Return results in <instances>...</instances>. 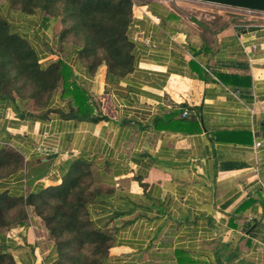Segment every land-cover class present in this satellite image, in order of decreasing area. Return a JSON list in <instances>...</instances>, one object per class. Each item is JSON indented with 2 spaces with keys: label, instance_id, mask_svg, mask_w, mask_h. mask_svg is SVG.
Masks as SVG:
<instances>
[{
  "label": "crops",
  "instance_id": "crops-1",
  "mask_svg": "<svg viewBox=\"0 0 264 264\" xmlns=\"http://www.w3.org/2000/svg\"><path fill=\"white\" fill-rule=\"evenodd\" d=\"M133 16L136 63L123 76L105 64L91 72L80 46L56 40L90 95V115L22 119L0 106V142L34 171L50 166L30 187L25 170L2 179L0 192L60 184L86 160L96 193L89 208L112 234L105 264H181L178 251L192 259L184 264H264V22L241 18L217 30L169 0H133ZM24 19L31 24L20 31L42 61L56 59L44 40L55 21L42 29L38 14ZM28 213L6 231L16 263L60 264L44 221Z\"/></svg>",
  "mask_w": 264,
  "mask_h": 264
},
{
  "label": "trees",
  "instance_id": "trees-1",
  "mask_svg": "<svg viewBox=\"0 0 264 264\" xmlns=\"http://www.w3.org/2000/svg\"><path fill=\"white\" fill-rule=\"evenodd\" d=\"M11 2L17 6L16 13L22 19L24 15L38 14L42 29L50 28L61 17L65 27L59 40L70 39L80 46L79 58L91 72L101 64L107 65L109 74L117 76L134 69L136 41L129 34L134 21L133 0ZM16 13L11 12L9 18L0 8V106L13 107L22 119L44 120L52 112L64 117H74L78 112L90 115L93 111L90 95L73 80L70 65L61 57L44 63L39 50L21 33L22 24H15ZM222 15L220 25L211 19H201L200 24L217 26L220 30L241 19L239 15ZM26 21L25 28L31 24L30 20ZM58 88L61 89L59 98L68 102L69 111L54 105L53 92ZM31 98L36 100V111L27 106ZM155 124L160 127V116ZM32 166L33 162L26 160L15 145L0 142V181L27 169L30 187L50 167L45 163L35 172ZM86 177H93L91 164L76 160L60 184L38 191L29 188L26 194L18 196L0 192V264H17L8 250L6 231L28 221V207L44 221L55 239L60 264H66V260L70 264H105L103 257L112 244V234L93 219L89 203L96 193L88 196V188L84 185ZM178 252L181 264L192 261L185 253L183 256Z\"/></svg>",
  "mask_w": 264,
  "mask_h": 264
},
{
  "label": "rangeland",
  "instance_id": "rangeland-1",
  "mask_svg": "<svg viewBox=\"0 0 264 264\" xmlns=\"http://www.w3.org/2000/svg\"><path fill=\"white\" fill-rule=\"evenodd\" d=\"M6 1L7 2H5V0H0V8L3 9V11L5 12V15H7L10 18L11 12L16 13L18 8L14 3L11 2V0H6ZM169 1H171V4L173 5V7L176 10L183 12L184 14L187 15L188 18L190 16H198L201 19H207V20L211 19L217 25H220L222 23V21H221L222 17H220V16H224L222 14L232 15V16L233 15H239V16H241V18H245V20L252 18V19L260 20V21L264 22V11L253 10L252 12H249L246 8H237V7H233V6H229V5L207 2V1H201V0H169ZM181 2H184V3H181ZM28 15H33V14H28ZM14 19H15V24L17 26H18V23L28 24L26 21V19H28V18L22 19L20 17V14H18V13H16V15L14 16ZM229 19L231 20V17ZM52 27H53V30H47L46 31V37H44V40H48L49 42H51L52 46L49 48H46V49L49 51L50 54H54V55H52V57L58 58V57H61V56H59L60 55L59 50L61 48L58 47V45H60V44H57L56 40L59 42H70L71 40L70 39L67 41H65V40L60 41L59 40V38H60L59 34L61 33V31L65 27V23L61 21V17L55 21V23L52 25ZM60 88H58L57 90H55L53 92V98L54 99H60L59 95H58V93L61 90ZM28 92H30V91H27V93ZM27 106L29 108H31V110L36 111L37 110L36 100L31 98L29 103L27 104ZM25 172H27V169H25ZM84 185L87 186V188H88L87 189L88 190V192H87L88 196H90V193L93 194V190H94L92 187L94 185L93 177L92 178L86 177L85 181H84ZM14 211H16V209L13 210L12 213H14ZM53 241H54V244L56 246V241L54 238H53ZM85 251H87V250H85ZM66 264H70L69 260H66Z\"/></svg>",
  "mask_w": 264,
  "mask_h": 264
},
{
  "label": "water",
  "instance_id": "water-1",
  "mask_svg": "<svg viewBox=\"0 0 264 264\" xmlns=\"http://www.w3.org/2000/svg\"><path fill=\"white\" fill-rule=\"evenodd\" d=\"M201 1L264 11V0H201Z\"/></svg>",
  "mask_w": 264,
  "mask_h": 264
},
{
  "label": "built area",
  "instance_id": "built-area-1",
  "mask_svg": "<svg viewBox=\"0 0 264 264\" xmlns=\"http://www.w3.org/2000/svg\"><path fill=\"white\" fill-rule=\"evenodd\" d=\"M237 8H241V7H237ZM247 9V8H246ZM249 12H252L253 11V9H247ZM188 114V111L187 110H184L183 112H182V115H184V116H186ZM260 144V142H257V145H259Z\"/></svg>",
  "mask_w": 264,
  "mask_h": 264
}]
</instances>
